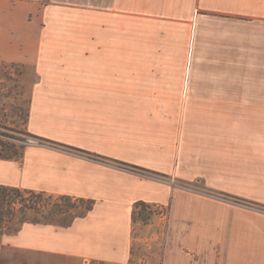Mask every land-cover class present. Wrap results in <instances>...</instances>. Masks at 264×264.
<instances>
[{
  "label": "crops",
  "instance_id": "obj_1",
  "mask_svg": "<svg viewBox=\"0 0 264 264\" xmlns=\"http://www.w3.org/2000/svg\"><path fill=\"white\" fill-rule=\"evenodd\" d=\"M9 67L26 132L110 162L0 159V186L90 204L1 234L0 264H264V212L203 192L264 206V0H0Z\"/></svg>",
  "mask_w": 264,
  "mask_h": 264
},
{
  "label": "trees",
  "instance_id": "obj_2",
  "mask_svg": "<svg viewBox=\"0 0 264 264\" xmlns=\"http://www.w3.org/2000/svg\"><path fill=\"white\" fill-rule=\"evenodd\" d=\"M26 120H27V115L26 118L24 120L23 125L25 126L26 124ZM9 129V128H6ZM14 132H17V130H11ZM22 133H24V135L26 136H30L36 139H39L43 142L52 144V145H57V146H63V145H59L56 143H53L51 141L42 139V138H38L35 136H32L31 134H29L28 132H26L25 130L22 131ZM66 149H68L69 151L75 152L77 154H80L82 156L94 159V160H99V161H103V162H110L109 160L105 159V158H101L99 156L93 155V154H88L85 152H82L80 150H75L66 146H63ZM25 146L22 143V140L16 136H12L9 134H5L0 132V159H19L21 158V156L23 155V151H24ZM117 164L119 167H122L124 169L130 170V171H134L137 173H142V174H149V175H153V176H160L165 178L166 176L161 175V174H157L148 170H143L134 166H129L127 164H123V163H119V162H113ZM184 187V185H181ZM185 187H188V185H185ZM206 194H210V195H214L217 196L219 198H222L226 201H230L236 204H240L246 207H250V208H254L257 209L259 211L264 212V206L256 204V203H252V202H248V201H244V200H240L238 198L226 195V194H213V192L210 191H206ZM60 199H64L67 201H71V198L68 197H58ZM52 196H46L44 194L41 193H36L33 191H27V190H20V189H16V188H9V187H3L0 186V235L10 231L12 228H14L15 226H13V219L15 217V214L20 211L21 212V217L17 220L18 224H21L23 222L26 221V211H33V212H38V210L41 209V207L43 206V201H47V200H51ZM76 201V200H73ZM79 202H83V201H79ZM86 203V202H83ZM86 207L85 210H88L90 208V204L86 203ZM50 204H48L49 206ZM47 207V206H46ZM51 207V206H50ZM74 207H66L65 208H60L57 205L52 206V208H50L49 213L52 216H55L57 214L59 215H66L69 213L70 210H72ZM137 208H141V212H140V219L142 222L146 223L147 221L150 220V216L152 215V213H147V209H149V206H146L145 204H139L137 206ZM45 220H47V218H44ZM133 219L136 220L135 218V212L133 214Z\"/></svg>",
  "mask_w": 264,
  "mask_h": 264
},
{
  "label": "rangeland",
  "instance_id": "obj_3",
  "mask_svg": "<svg viewBox=\"0 0 264 264\" xmlns=\"http://www.w3.org/2000/svg\"><path fill=\"white\" fill-rule=\"evenodd\" d=\"M19 71L20 69L18 68L9 67L6 69L3 75V82L1 83V87H0V132L9 134L12 136H16L22 140V143H24L26 139H35V138L26 136L24 135V133H22V131L25 130L23 123L28 113L29 103H28L27 98L23 96L22 89L16 82V75L19 73ZM6 128H9V129H6ZM12 129L17 130V132L11 131ZM23 145L28 146L25 144ZM180 185H185V184H180ZM195 186L196 188H199L200 190L203 191L202 185H195ZM48 204L50 205L48 206ZM42 205L43 206L41 207L40 210H38V212L26 211V221L27 220L55 221L58 223H68L70 220H72L74 216L81 214L85 210V207L87 204L83 202H79L77 200L67 201L64 199H60L58 197H52L51 200L43 201ZM54 205H57L60 208H65V209L66 207H71V206H73L74 208L70 210L69 213L66 215L57 214L55 216H52L49 213V211H50V208H52V206ZM146 211L147 213H152V215L150 216V220L147 221L146 223L142 222L140 219L141 208H137V210L135 211V218H136L135 222L138 223L137 224L138 227H141L142 225L150 224L151 222L153 223V220L157 219V216H158L157 211H155L152 208H149ZM20 217H21V212L18 211L15 214V217L13 219V226L17 225L18 223L17 220ZM45 217L47 218V220L44 219ZM155 241L156 242L162 241V239L159 238L158 240H155ZM137 242H140L141 244L140 246H147L146 245L147 241L145 238H143V240H141L140 238V240ZM145 259H146V256L142 255V257L140 258V261L137 264H144L143 261ZM95 264H99V263H95Z\"/></svg>",
  "mask_w": 264,
  "mask_h": 264
},
{
  "label": "built area",
  "instance_id": "obj_4",
  "mask_svg": "<svg viewBox=\"0 0 264 264\" xmlns=\"http://www.w3.org/2000/svg\"><path fill=\"white\" fill-rule=\"evenodd\" d=\"M23 144H25V145H46V146H51V147H54V148L60 149V146L52 145V144H49V143L43 142V141H41V140H39V139H36V138H35V139H26L25 142H24ZM65 151L71 152V151H69V150H65ZM145 175H149V174H145ZM149 176H152V175H149ZM184 188H190V186L185 187V185H184ZM203 192H206V191H203ZM205 194H206V193H205ZM207 195H210V194H207ZM210 196H214V195H210ZM215 197H217V196H215ZM252 209H254V208H252ZM255 210H257V209H255ZM258 211H259V210H258Z\"/></svg>",
  "mask_w": 264,
  "mask_h": 264
}]
</instances>
